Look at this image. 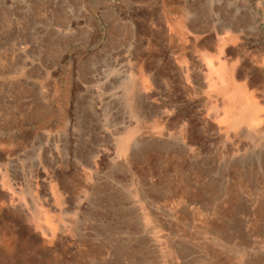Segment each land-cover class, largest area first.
Wrapping results in <instances>:
<instances>
[{
  "label": "rangeland",
  "instance_id": "1",
  "mask_svg": "<svg viewBox=\"0 0 264 264\" xmlns=\"http://www.w3.org/2000/svg\"><path fill=\"white\" fill-rule=\"evenodd\" d=\"M0 264H264V0H0Z\"/></svg>",
  "mask_w": 264,
  "mask_h": 264
},
{
  "label": "bare ground",
  "instance_id": "2",
  "mask_svg": "<svg viewBox=\"0 0 264 264\" xmlns=\"http://www.w3.org/2000/svg\"><path fill=\"white\" fill-rule=\"evenodd\" d=\"M227 23V22H226ZM224 23V24H226ZM230 30V29H229ZM226 31V30H225ZM211 40V39H210ZM110 63V62H109ZM212 65V63H210ZM216 74H217V78L218 81H220V85L222 86H227L230 88H233V98L235 100L232 101L231 103V108L228 111V118H230L231 116H233V113L235 111H237L238 106L239 108H243L245 106H251V109L253 110L256 106L253 103V101L251 100V97L248 95V89L246 84L243 83H237L235 82V78L233 76V74H231L225 63H220L219 62V66L216 69ZM123 76V75H122ZM189 78V76H187ZM191 79V78H190ZM22 83V82H21ZM218 84V82H217ZM16 86V85H15ZM155 86V85H154ZM111 87V86H110ZM23 92V91H22ZM153 96V95H152ZM160 104V103H159ZM235 104H238L237 106ZM251 110V111H252ZM144 114V113H143ZM252 114V118H256L258 119V114L257 112H251ZM112 115V114H111ZM140 123V122H139ZM159 144V143H158ZM158 156V155H157ZM236 175V174H235ZM152 215V214H151Z\"/></svg>",
  "mask_w": 264,
  "mask_h": 264
}]
</instances>
